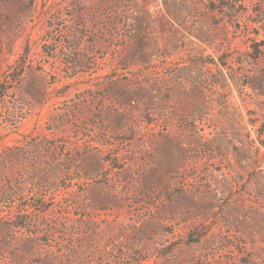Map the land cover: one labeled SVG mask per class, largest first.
<instances>
[{"label": "rangeland", "instance_id": "rangeland-1", "mask_svg": "<svg viewBox=\"0 0 264 264\" xmlns=\"http://www.w3.org/2000/svg\"><path fill=\"white\" fill-rule=\"evenodd\" d=\"M0 264H264V0H0Z\"/></svg>", "mask_w": 264, "mask_h": 264}]
</instances>
